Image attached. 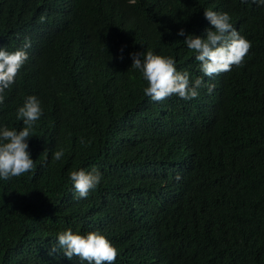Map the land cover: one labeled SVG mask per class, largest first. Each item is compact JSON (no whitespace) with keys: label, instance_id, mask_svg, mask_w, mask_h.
<instances>
[{"label":"trees","instance_id":"obj_1","mask_svg":"<svg viewBox=\"0 0 264 264\" xmlns=\"http://www.w3.org/2000/svg\"><path fill=\"white\" fill-rule=\"evenodd\" d=\"M209 9L251 42L240 66L212 77L183 43L212 28ZM25 38L0 127H24L29 96L42 115L27 141L33 170L0 179V264H88L59 249L69 228L104 235L114 264H264V3L0 0V48ZM147 51L203 78L199 96H145L131 54ZM93 168L101 182L78 198L69 174Z\"/></svg>","mask_w":264,"mask_h":264},{"label":"clouds","instance_id":"obj_2","mask_svg":"<svg viewBox=\"0 0 264 264\" xmlns=\"http://www.w3.org/2000/svg\"><path fill=\"white\" fill-rule=\"evenodd\" d=\"M260 2L264 3V0ZM253 3H256V0H253ZM204 17L212 28L206 29L200 37L187 35L183 42L188 49L196 53L195 59L200 63L204 76L212 77L230 71L233 65L240 66L251 48V42L233 28L227 13L209 9L204 11ZM41 19L43 20V17ZM177 35L185 36L186 33L181 29ZM30 47V39L25 38L23 47L15 52L0 48V104L4 102V91L15 82L18 72L29 59L26 49ZM131 59V68L140 70L148 84L143 90L145 96L153 101L161 102L172 95L184 100L199 96L198 89L204 83L203 78L190 81L187 71H177L176 62L172 57L147 51L132 53ZM214 88V84L207 85L209 94ZM41 115L40 101L35 96H29L17 113V119L23 120L24 127L19 131L7 126L0 127V179L9 180L33 170L34 161L28 151L27 141L34 123ZM63 155V150L55 151L54 159L59 161ZM69 175L78 198H87L89 192L102 179L101 173L95 168L91 171H71ZM58 247L69 260L75 256L88 264H114L118 255L117 249L98 231L81 235L74 234L69 228L58 235ZM53 254H58L57 247L49 249L48 255Z\"/></svg>","mask_w":264,"mask_h":264}]
</instances>
